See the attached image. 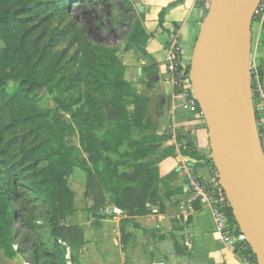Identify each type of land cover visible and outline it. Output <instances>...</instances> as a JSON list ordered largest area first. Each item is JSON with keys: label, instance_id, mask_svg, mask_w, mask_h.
Segmentation results:
<instances>
[{"label": "trees", "instance_id": "trees-1", "mask_svg": "<svg viewBox=\"0 0 264 264\" xmlns=\"http://www.w3.org/2000/svg\"><path fill=\"white\" fill-rule=\"evenodd\" d=\"M27 1L0 0V119L3 118V111L15 110L16 105H23V100L40 92L51 82L58 85L67 84L69 82L67 76L71 75L74 69L70 62L63 63L60 57L56 59L54 66L44 65V55L34 47L29 38V31L25 29L31 13V6ZM100 1L110 2L113 12L118 8L119 22L129 28L127 45L132 50L135 44L138 51L146 55L143 47L149 36L144 31L142 15L135 12L130 0H59L57 4L64 3L66 7L63 9L68 11L80 3L89 8H96ZM59 7L56 6V9ZM163 16L162 12L160 24L163 22ZM102 50L100 47H94V55L101 57L104 54ZM84 70L85 84L92 87L98 85V88H93L90 98L86 99L88 106L84 114L86 123H79L78 128L86 142L88 161L91 165L100 164L103 167L98 172L93 170L88 172L85 198L93 199L94 210L99 212L106 204L104 190L109 189L112 203L129 216L148 215L152 212L148 205L159 206L162 209L159 194L161 180L157 167L160 157H156L160 139L150 134L154 126L146 119V100L137 96L134 87L125 81V67L117 59L97 67L85 65ZM95 71L101 75L102 82L92 79L94 75H98ZM262 80V67L256 71L251 70L250 85L254 100L259 98L258 83ZM100 93L103 100L99 102ZM132 106L134 110L129 111V107ZM11 121L9 126L1 127L6 130L26 125L45 126L39 115L31 118L20 109L14 112ZM2 128L0 159L4 160L3 162L0 160V167L5 166L8 169L11 160L7 159L3 151ZM63 132L68 136V129ZM125 143L129 150L121 152L120 149ZM110 154L115 155L118 160L113 161L109 157ZM173 154L174 152L170 150L164 155ZM182 154L198 158L193 151H182ZM61 162L67 173L59 174L57 178L55 176L52 185L44 186L48 188L47 190H39L44 188L41 185L26 189L19 183L16 184L19 188L12 184L13 182L7 183V189L11 186L12 190H7V201L3 205L4 211L0 214V250H3L7 257L12 258L15 253H20L31 264H68L69 249L84 243V233L80 226L63 224L74 211L75 193L68 188L64 180V177L70 175L71 169L67 161ZM208 164L215 176L216 170L212 161L210 160ZM121 167L123 171L120 170ZM24 203L32 204L33 208L42 203L48 205L47 232L40 233L37 224L33 220L30 221L25 228L27 235L22 236L28 244L19 242L17 245L19 248L15 252L13 242L17 240L13 223L23 221ZM8 210H11L10 214ZM229 215L233 220L231 210ZM19 238L20 235L17 236V239Z\"/></svg>", "mask_w": 264, "mask_h": 264}, {"label": "crops", "instance_id": "crops-1", "mask_svg": "<svg viewBox=\"0 0 264 264\" xmlns=\"http://www.w3.org/2000/svg\"><path fill=\"white\" fill-rule=\"evenodd\" d=\"M130 1L142 15L149 39L143 47L146 55L134 48L123 52L124 79L134 87L137 96L146 100V119L154 126L150 134L160 139L156 157H160L157 167L162 209L148 205L151 213L132 217L108 203L105 210L99 211L103 215L95 219L91 216L94 201L85 198L84 188L81 207L75 201L72 215L63 222L66 226H80L84 233V243L69 249L68 264H244L218 239L208 206L196 203L194 210L187 213L188 218L181 209L189 198V177L211 180L214 173L208 164L211 154L204 117L184 108L185 100L178 96L167 75L165 50L178 40L183 60L189 64L208 7L197 0ZM251 41L250 70L262 67L263 80L258 89L264 94V18L253 22ZM133 110V106L129 107V111ZM256 113L264 132V103L260 98L256 100ZM170 150L174 154L165 156ZM182 151H193L198 158ZM115 208L123 213H112ZM187 241L191 243L189 248ZM0 264L31 263L20 253L9 258L0 250Z\"/></svg>", "mask_w": 264, "mask_h": 264}, {"label": "rangeland", "instance_id": "rangeland-1", "mask_svg": "<svg viewBox=\"0 0 264 264\" xmlns=\"http://www.w3.org/2000/svg\"><path fill=\"white\" fill-rule=\"evenodd\" d=\"M58 1L28 0L32 14L29 15L25 29L29 31V38L34 47L44 55L45 66H54L56 59L60 57L63 63L70 62L74 69L72 74L67 76L69 78L67 84L58 85L51 82L40 92L23 100V105H16L15 110L3 111L0 131L1 126L11 124L14 112L19 109L31 118L39 115L45 126L37 124L15 129L2 128L3 151L11 162L8 169L5 166L0 167V214L4 211L3 205L7 201V190H12L11 186L7 189V183L13 182L15 185L19 183L25 188L52 185L55 176L57 178L59 174L67 173L66 169H63L62 160L67 161L71 169L70 175L64 177V180L68 188L75 193V205L81 207L83 198L80 194L84 188L86 189L88 172L91 170L98 172L103 168L100 164L95 166L88 161L86 142L78 128L79 123H86L84 114L88 106L85 101L93 93V88H98V85L92 87L85 84L84 66L97 67L106 62H113L114 59L122 63L123 52L131 50L127 45L129 28L119 22L118 8L115 12L111 11L110 2L100 1L96 8H89L80 3L66 11L63 9L66 5L64 3L58 5ZM56 6L60 7L56 9ZM94 47L102 48L104 54L101 57L94 55ZM92 79L102 82L99 74L94 75ZM251 98L256 111V100L252 95ZM102 100L100 93L98 101ZM65 129H68V136L64 135ZM128 150L127 144H123L121 152ZM109 157L113 161L118 160L115 155L110 154ZM0 160L3 162L4 159ZM120 170L123 171V168ZM16 187L19 188L17 185ZM45 187L39 190H47ZM104 192L106 204L112 203L110 193L106 190ZM8 212L10 214L11 210ZM47 212L46 203L38 204L35 208L32 204L24 203L23 221L13 223L17 240L13 242L15 252L19 248L17 246L19 242L28 244L22 236L27 235L25 228L30 221L33 220L37 224L40 233L47 232ZM92 212L91 216L95 219L103 215L96 210ZM18 235L21 238L17 239Z\"/></svg>", "mask_w": 264, "mask_h": 264}, {"label": "water", "instance_id": "water-1", "mask_svg": "<svg viewBox=\"0 0 264 264\" xmlns=\"http://www.w3.org/2000/svg\"><path fill=\"white\" fill-rule=\"evenodd\" d=\"M260 1L209 0L189 77L232 216L264 264V152L250 85L251 33ZM245 42L248 86L241 70Z\"/></svg>", "mask_w": 264, "mask_h": 264}, {"label": "built area", "instance_id": "built-area-1", "mask_svg": "<svg viewBox=\"0 0 264 264\" xmlns=\"http://www.w3.org/2000/svg\"><path fill=\"white\" fill-rule=\"evenodd\" d=\"M197 1L198 4L202 6H209V0ZM263 18L264 0H261L255 12L254 21H261ZM165 60L169 80L179 94L178 96L185 100L184 108L198 111L201 116H203L198 102L192 93L189 64H185L183 60V49L178 40H174L166 48ZM258 93L259 98L264 103V94L261 88L258 89ZM257 121L264 152V132L262 131V123L258 119V116ZM196 203L202 206H208L211 209L215 222V234L225 247L235 252L244 264H259L247 237L242 233L234 218L232 220L229 215V211L231 210L230 204L219 183L217 173H215L214 178L211 180H204L197 176L189 177V198L184 201L181 206L184 217H189L187 213L194 210V205ZM111 212L115 214L123 213L117 208L113 209ZM153 213H157V211L154 210ZM185 245L189 248L191 246L190 241H187Z\"/></svg>", "mask_w": 264, "mask_h": 264}, {"label": "bare ground", "instance_id": "bare-ground-1", "mask_svg": "<svg viewBox=\"0 0 264 264\" xmlns=\"http://www.w3.org/2000/svg\"><path fill=\"white\" fill-rule=\"evenodd\" d=\"M246 53H247V43L245 42L242 48L241 70H242V76L244 78V82L246 86H248V70L246 63Z\"/></svg>", "mask_w": 264, "mask_h": 264}]
</instances>
